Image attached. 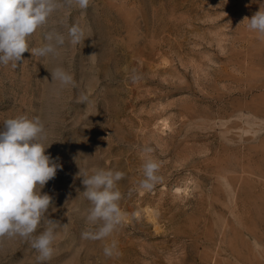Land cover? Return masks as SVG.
I'll return each instance as SVG.
<instances>
[{
  "label": "rangeland",
  "instance_id": "1",
  "mask_svg": "<svg viewBox=\"0 0 264 264\" xmlns=\"http://www.w3.org/2000/svg\"><path fill=\"white\" fill-rule=\"evenodd\" d=\"M260 6L65 5L27 40L32 49L45 32L65 35L55 56L26 51L15 69L0 64V130L6 119L39 117L45 154L62 165L41 189L52 197L47 218L59 224L44 264H264V39L244 20ZM73 23L85 32L76 45L67 39ZM57 67L75 87L52 81ZM148 158L162 180L144 190ZM78 166L125 174L117 183L122 222L103 240L82 238L97 226L85 219L91 205ZM113 240L119 254L107 257ZM37 255L23 238L0 239V264H37Z\"/></svg>",
  "mask_w": 264,
  "mask_h": 264
},
{
  "label": "clouds",
  "instance_id": "2",
  "mask_svg": "<svg viewBox=\"0 0 264 264\" xmlns=\"http://www.w3.org/2000/svg\"><path fill=\"white\" fill-rule=\"evenodd\" d=\"M89 3L90 0H0V64L7 66L11 62L15 69L26 51L33 56H55L57 46L65 44V35L45 32L43 39L46 42L32 49L29 48L28 37L37 29H42L59 8L67 5L86 10ZM244 20H247L250 30L264 39V9L261 6L251 19ZM67 39L72 45L79 44L85 39L84 29L76 23L69 25ZM50 73L52 81H58L61 87H75L73 76L63 68L57 67ZM137 79L135 75L132 76L133 82ZM86 100L87 96H81V102ZM4 125V130H0V239H25L38 253L37 264H44L53 255L55 229L59 224L47 218L52 197L47 193L41 194V189L55 178L62 165L45 154L43 141L47 136L39 117L29 119L21 115L6 119ZM151 151L150 147L144 148L146 153ZM142 168L144 178L139 182V187L151 190L162 180L157 174L160 165L148 158ZM124 175L121 171L110 169L93 168L89 172L86 167H79L77 176L82 177L85 189L82 194L91 205L85 219L89 225L97 226L95 231H84L81 234L83 239L103 240L121 224L124 213L119 205L122 194L117 183ZM42 221L46 227L35 234ZM116 249L117 241L113 240L104 247L105 256L118 255Z\"/></svg>",
  "mask_w": 264,
  "mask_h": 264
}]
</instances>
